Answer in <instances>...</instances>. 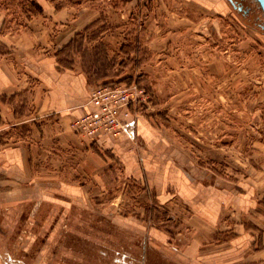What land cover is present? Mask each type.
<instances>
[{"label": "crops", "instance_id": "0c3cea01", "mask_svg": "<svg viewBox=\"0 0 264 264\" xmlns=\"http://www.w3.org/2000/svg\"><path fill=\"white\" fill-rule=\"evenodd\" d=\"M32 4L14 18L0 8V264H21L9 252L8 232L22 214L42 204L84 208L119 181L124 191L139 187L151 210L172 215L163 227L118 216L123 192L107 208L164 264H264V160L246 174H227V126L223 110L211 107L237 97L228 88L242 77L223 56L212 60L213 23L245 21L248 0ZM89 51L98 62L92 71L77 61ZM198 52L201 59L192 60ZM114 82L136 84L149 98L128 116L120 110L127 133L92 141L74 132L72 121L97 108L91 88Z\"/></svg>", "mask_w": 264, "mask_h": 264}, {"label": "rangeland", "instance_id": "374dc122", "mask_svg": "<svg viewBox=\"0 0 264 264\" xmlns=\"http://www.w3.org/2000/svg\"><path fill=\"white\" fill-rule=\"evenodd\" d=\"M31 5L32 0H0V8L13 18L26 13ZM261 20L260 11L254 9L245 21L226 20L215 22L212 26V60L223 56L234 67L241 68L238 73L242 72L238 85L228 88L229 93H238V96L212 102L211 106L213 114L216 110H223L222 122L227 126L228 147L222 150L227 174H246L252 167H260L264 160V47L263 39L255 34L259 29L257 23ZM75 55L68 53L66 58H71L74 63ZM93 55L91 51L83 52L77 61L85 70L92 71L93 66L98 65ZM200 55L202 53H195L192 60L201 59ZM232 72L234 77L236 68ZM163 118L165 124H171L170 117ZM218 135L213 133L212 140H217ZM187 151L199 154L190 146ZM121 193L125 197L122 198L118 216L141 217L156 227L171 226L173 223L169 212L150 209L152 200L148 197L145 200L139 187L131 185L124 191L122 181H119L114 183L111 193L101 202L89 199L84 208L74 205L64 211L59 204H42L36 212L22 214L18 228L8 232V249L14 261L21 264H164L139 235L113 223L107 208L110 200ZM31 238H34V243L28 246L27 241Z\"/></svg>", "mask_w": 264, "mask_h": 264}, {"label": "built area", "instance_id": "2783aa9c", "mask_svg": "<svg viewBox=\"0 0 264 264\" xmlns=\"http://www.w3.org/2000/svg\"><path fill=\"white\" fill-rule=\"evenodd\" d=\"M148 99L145 90L136 84L120 82L98 84L89 92V100L97 108L75 118L71 128L92 141L103 134L118 138L127 133V124L119 118L120 110L127 108L124 116H128L131 114L128 110L130 106L138 107L145 104Z\"/></svg>", "mask_w": 264, "mask_h": 264}, {"label": "flooded vegetation", "instance_id": "af4514ba", "mask_svg": "<svg viewBox=\"0 0 264 264\" xmlns=\"http://www.w3.org/2000/svg\"><path fill=\"white\" fill-rule=\"evenodd\" d=\"M248 3H249V5L246 7V11L248 10V12H251V14H252L254 9H258L260 11L261 15L264 17V10L261 8V6L257 0H248ZM239 6H242V5L239 4ZM259 17H256V19L259 20ZM257 24L259 26L264 27V24H262L261 22H259Z\"/></svg>", "mask_w": 264, "mask_h": 264}, {"label": "water", "instance_id": "95a60500", "mask_svg": "<svg viewBox=\"0 0 264 264\" xmlns=\"http://www.w3.org/2000/svg\"><path fill=\"white\" fill-rule=\"evenodd\" d=\"M261 6V8L264 10V0H257ZM238 9L241 10L242 6H238Z\"/></svg>", "mask_w": 264, "mask_h": 264}]
</instances>
